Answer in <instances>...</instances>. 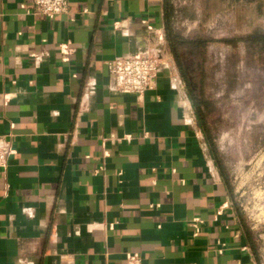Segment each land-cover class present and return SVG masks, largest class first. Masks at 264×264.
<instances>
[{
  "label": "crops",
  "instance_id": "0c3cea01",
  "mask_svg": "<svg viewBox=\"0 0 264 264\" xmlns=\"http://www.w3.org/2000/svg\"><path fill=\"white\" fill-rule=\"evenodd\" d=\"M0 0V264H259L198 127L164 0ZM159 61L120 93L117 58Z\"/></svg>",
  "mask_w": 264,
  "mask_h": 264
},
{
  "label": "rangeland",
  "instance_id": "374dc122",
  "mask_svg": "<svg viewBox=\"0 0 264 264\" xmlns=\"http://www.w3.org/2000/svg\"><path fill=\"white\" fill-rule=\"evenodd\" d=\"M170 4L171 36L182 42L179 77L198 98L213 155L264 264V0Z\"/></svg>",
  "mask_w": 264,
  "mask_h": 264
},
{
  "label": "built area",
  "instance_id": "2783aa9c",
  "mask_svg": "<svg viewBox=\"0 0 264 264\" xmlns=\"http://www.w3.org/2000/svg\"><path fill=\"white\" fill-rule=\"evenodd\" d=\"M38 13L50 17L66 14L68 0H33ZM159 61L154 58L130 56L117 58L108 64L115 88L120 93L133 94L139 98L154 89ZM11 154L10 142L6 136H0V168H5ZM126 264H142L136 254L126 255Z\"/></svg>",
  "mask_w": 264,
  "mask_h": 264
},
{
  "label": "trees",
  "instance_id": "16d2710c",
  "mask_svg": "<svg viewBox=\"0 0 264 264\" xmlns=\"http://www.w3.org/2000/svg\"><path fill=\"white\" fill-rule=\"evenodd\" d=\"M164 12H165L164 21H165L166 38L168 40V43H169V46H170L172 53L176 57L178 66L180 67V62H179V58H178L177 54H178V47H179V45L182 44V42H180L181 40L179 41V39H177V37L171 36L170 22H171V17H172V6L170 4V0H164ZM192 44H193L192 47L194 49H197L200 46V45H198V42H194ZM187 90H188V96H189L190 103L195 110L194 114H195L196 123H197L198 127L201 129L202 133L206 136V141L210 147V151L213 154V149L211 148L210 141L208 140V137L206 134V123H205L204 117H203L202 112H201V105H200V103H198V101H197L198 98L194 95L195 93H193V91H190V89H187ZM214 158H215L216 162L218 163L215 156H214ZM218 165H219V163H218ZM219 167H220V165H219Z\"/></svg>",
  "mask_w": 264,
  "mask_h": 264
}]
</instances>
